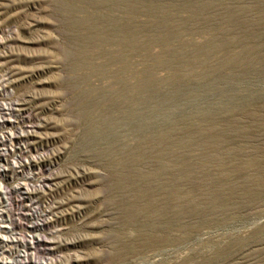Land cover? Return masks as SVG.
I'll use <instances>...</instances> for the list:
<instances>
[{
	"label": "rangeland",
	"instance_id": "obj_1",
	"mask_svg": "<svg viewBox=\"0 0 264 264\" xmlns=\"http://www.w3.org/2000/svg\"><path fill=\"white\" fill-rule=\"evenodd\" d=\"M248 155L264 156V0H0V264L261 263L264 193L221 205L212 162L240 185L264 169L241 173ZM175 178L185 200L147 218Z\"/></svg>",
	"mask_w": 264,
	"mask_h": 264
},
{
	"label": "bare ground",
	"instance_id": "obj_2",
	"mask_svg": "<svg viewBox=\"0 0 264 264\" xmlns=\"http://www.w3.org/2000/svg\"><path fill=\"white\" fill-rule=\"evenodd\" d=\"M260 2H262V1H260ZM127 29V28H126ZM127 39V38H126ZM125 40V39H124ZM114 87V86H113ZM134 87V86H133ZM135 92V90L133 91V93ZM125 93V92H124ZM121 94V93H120ZM131 95V94H130ZM113 96H114V94H113ZM144 96V95H143ZM121 97V96H120ZM124 100V99H123ZM130 100H131V98H130ZM133 100V99H132ZM143 100V99H142ZM141 100V101H142ZM144 101V100H143ZM116 103H118L117 101H116ZM126 103V102H125ZM124 103V104H125ZM137 103V102H136ZM119 104V103H118ZM145 105V104H144ZM124 106V105H123ZM130 106V105H129ZM128 107V106H127ZM142 107V106H141ZM145 107V106H144ZM140 108V107H139ZM141 109V108H140ZM137 112V111H136ZM145 112V111H144ZM139 113V112H138ZM153 113V112H152ZM151 113V114H152ZM132 115V114H131ZM129 116V115H128ZM110 119H111V117H109ZM105 119V118H104ZM108 119V118H107ZM107 119H106V121H107ZM126 119V118H125ZM130 119H132V118H130ZM145 119H147V118H145ZM112 120V119H111ZM102 122V121H101ZM104 122H105V120H104ZM104 122H103V125H104ZM111 122H113V121H111ZM127 122H128V118H127ZM120 123H122V122H120ZM147 123V122H146ZM118 123H116V125H117ZM89 125H91V124H89ZM113 125V124H112ZM137 125V124H136ZM101 126V125H100ZM106 126V125H105ZM114 126H115V124H114ZM125 126V125H124ZM128 126V125H127ZM127 128V127H126ZM135 128V127H134ZM104 129H105V127H104ZM110 129V128H109ZM117 129H118V127H117ZM129 129V128H128ZM108 130V129H107ZM106 130V131H107ZM113 130V129H112ZM118 131V130H117ZM145 131V130H144ZM104 132V131H103ZM113 132V131H112ZM105 133V132H104ZM141 133V132H140ZM101 134V133H100ZM121 134V133H120ZM135 134V133H134ZM156 134V133H155ZM99 135V134H98ZM107 135V134H106ZM105 135V136H106ZM114 136V135H113ZM117 136V135H116ZM99 137L101 138V136L99 135ZM104 137V136H103ZM118 137V136H117ZM122 137H123V135H122ZM150 138V137H149ZM114 139V138H113ZM119 139V138H118ZM147 139V138H146ZM159 139V138H158ZM116 140V139H115ZM147 141V140H146ZM114 142V141H113ZM150 143V142H149ZM217 143V142H216ZM110 144H111V142H110ZM114 144H116V142L114 143ZM158 144V143H157ZM214 144V143H213ZM212 144V145H213ZM109 145V144H108ZM162 146V145H161ZM222 146V145H221ZM220 146V147H221ZM108 147H110V146H108ZM112 147V146H111ZM110 147V148H111ZM160 147V146H159ZM215 147V146H214ZM219 147V146H218ZM124 148V147H123ZM152 148V147H151ZM213 148V147H212ZM217 148V147H216ZM154 149V148H153ZM152 149V150H153ZM219 149V148H218ZM217 149V150H218ZM109 150V149H108ZM151 150V151H152ZM259 149H255V151H258ZM106 151V150H105ZM148 151V150H147ZM150 151V152H151ZM149 152V151H148ZM156 152V151H155ZM224 152V151H223ZM238 152V151H237ZM105 153V152H104ZM118 153V152H117ZM133 153V152H132ZM161 153V152H160ZM165 153V152H164ZM230 153V152H229ZM233 153H234V151H233ZM108 154V153H107ZM150 154V153H149ZM155 154H157V153H155ZM253 154V153H252ZM112 155H114V154H112ZM117 155V154H116ZM148 155V154H147ZM159 155V154H158ZM198 155V154H197ZM228 155V154H227ZM226 155V156H227ZM231 155V154H230ZM230 155H228V157L230 156ZM173 155L171 154V157H172ZM234 156H235V154H234ZM237 156V155H236ZM249 156V155H248ZM231 157V156H230ZM200 158H202V157H200ZM226 158V157H225ZM146 159V158H145ZM126 160H127V158H126ZM153 160V159H152ZM159 160V159H158ZM173 160V159H172ZM196 160H197V158H196ZM216 160V159H215ZM112 161V160H111ZM122 161V160H121ZM124 161V160H123ZM145 161V160H144ZM210 161V160H209ZM234 161H236L235 159H234ZM241 161V160H240ZM117 162V161H116ZM125 162V161H124ZM167 162V161H166ZM213 162V165H214V168L217 170V171H219L220 172V176H221V178L220 179H224L225 181H226V184H225V186L223 187V188H227V190H228V195H229V198H224V199H220V200H222V204L221 205H228L229 203H231V198H234L235 197V195L234 194H236V193H238V192H241V197L239 198L240 200L238 201L239 203H244V202H252L253 200H255V192H257V190L259 191H262L263 193H264V169L262 168V167H259V165L258 164H263L264 165V156H262V157H257L256 155H250L245 161H243V162H240V163H238L237 165H238V169H240L241 171V173H246V168H248L249 170L251 169V168H253L252 170H254V168L255 169H257L256 167H259L258 169H257V171H255L256 172V176H255V179L254 180H247V181H245L244 183H242V184H240V185H237V184H234V183H232L231 181H230V175L229 174H225V172H224V167L222 166V164L220 163V161L219 162H217V161H212ZM105 163V162H104ZM119 163V162H118ZM168 163V162H167ZM186 163V162H185ZM197 163V162H196ZM231 163V162H230ZM109 164V163H108ZM135 164V163H134ZM226 164V163H225ZM224 164V165H225ZM114 165H115V163H114ZM124 165H126V164H124ZM138 165H140L139 163H138ZM182 165V164H181ZM118 166V165H117ZM154 166V165H153ZM169 166V165H168ZM227 166V165H226ZM229 166V165H228ZM112 167V166H111ZM135 167V166H134ZM137 167V166H136ZM110 168V167H109ZM114 168V167H113ZM116 168H119V167H116ZM121 168H123V167H121ZM242 168V169H241ZM111 169V168H110ZM120 169V168H119ZM125 169V168H124ZM127 169H128V167H127ZM163 169V168H162ZM171 169V168H170ZM183 169V168H182ZM186 169V168H185ZM195 169V168H194ZM203 168L201 167L200 168V170H202ZM214 169V170H215ZM247 169V170H248ZM132 170H133V168H132ZM131 170V171H132ZM151 170V169H150ZM210 170V169H209ZM213 170V171H214ZM134 171H136V170H134ZM143 171V170H142ZM156 171V170H155ZM154 171V172H155ZM198 171V170H197ZM234 171V170H233ZM149 172V171H148ZM183 172V171H182ZM204 172V171H203ZM227 172H229V171H227ZM248 172V171H247ZM253 172V171H252ZM122 173H123V171H122ZM134 173V172H133ZM142 173V172H141ZM145 173V172H144ZM151 173V172H150ZM180 173V172H179ZM198 173V172H197ZM207 173V172H206ZM230 173V172H229ZM113 174V173H112ZM194 174V173H193ZM199 174V173H198ZM233 174V173H232ZM231 174V175H232ZM239 174V173H238ZM254 174V173H253ZM127 175H129V174H127ZM126 175V176H127ZM171 175V174H170ZM246 175V174H245ZM143 176V175H142ZM215 176V175H214ZM146 177V176H145ZM162 177H164V176H162ZM180 177V176H179ZM217 177H219V176H217ZM142 178V177H141ZM166 178V177H165ZM189 178V177H188ZM248 178V177H247ZM140 179V178H139ZM182 179V178H181ZM251 179V178H250ZM184 180V179H183ZM241 180V179H240ZM129 181V180H128ZM217 180L216 179H214L213 181L211 180V181H203L205 184L206 183H211V185L212 184H214V182H216ZM127 182V181H126ZM141 182V181H140ZM159 182H161V181H159ZM163 182V181H162ZM167 182H169V181H167ZM166 182V183H167ZM181 182V181H180ZM199 182V181H198ZM123 183V182H122ZM149 183V182H148ZM157 183V182H156ZM196 183V182H195ZM128 184V183H127ZM171 184V186H170V188H168V195H167V199L164 201V202H158L157 201V199H156V201H155V199L153 200V199H149L148 198V200H146V201H144L141 205H140V208L139 207H137V208H139V210L141 211V213H143L145 216H147V218L148 217H151V216H153V215H155L156 213L157 214H163L165 211H164V208L165 207H167L168 205H169V203L170 204H173V202H175V203H177V202H181V201H183V200H185V198H186V196H185V193L182 191V189L180 188V187H177V185H175L176 184V178L173 180V182H171L170 183ZM202 184V183H201ZM208 184V185H209ZM162 185H164V184H162V183H160L159 185H157L156 186V188H155V192H159V191H161L162 189H161V187L160 186H162ZM190 185H191V183H190ZM199 185V184H198ZM223 185V184H222ZM132 186V185H131ZM136 186V185H135ZM139 186V185H138ZM153 186H155V185H153ZM149 187V186H148ZM189 187V186H188ZM208 187V186H207ZM214 187V186H213ZM153 188V187H152ZM151 188V189H152ZM219 188H220V186H219ZM131 189V188H130ZM215 189V188H214ZM202 190V189H201ZM206 190V189H205ZM192 191V190H191ZM216 191V190H215ZM220 191V190H219ZM222 191V190H221ZM255 191V192H254ZM134 192H136V191H134ZM145 193H146V190L144 191ZM143 192V193H144ZM152 192V191H151ZM162 192V191H161ZM189 192V191H188ZM201 192V191H200ZM207 192V191H206ZM123 193V192H122ZM164 193V192H163ZM221 193V192H220ZM124 195H126V194H124ZM219 195V194H218ZM141 196H143V195H141ZM148 196V195H147ZM154 196V195H153ZM203 196V195H202ZM212 196H214V194L213 195H211L210 197H212ZM225 196H226V194H225ZM132 197V196H131ZM138 197V196H137ZM136 197V198H137ZM140 197V196H139ZM145 197V196H144ZM149 197V196H148ZM207 197V196H206ZM209 197V196H208ZM221 197H223V196H221ZM226 197H228V196H226ZM238 197V196H237ZM135 198V197H134ZM133 198V199H134ZM16 199V198H15ZM126 199H127V197H126ZM130 199V198H129ZM138 199V198H137ZM143 199V198H142ZM163 198H161V200H162ZM200 199H202V198H200ZM209 199V198H208ZM219 199V198H218ZM218 199H211L210 201H209V206L210 207H213V206H215V203L216 202H220ZM136 200V199H135ZM190 200V199H189ZM195 200V199H194ZM193 200V201H194ZM192 201V200H191ZM201 201V200H200ZM203 201V200H202ZM206 201V200H205ZM127 202V201H126ZM142 202V201H141ZM195 202V201H194ZM125 203V202H124ZM130 203V202H129ZM137 203H139V201L137 202ZM197 203V202H196ZM236 203V204H235ZM234 204L235 205H237L238 203L237 202H235ZM255 203V202H254ZM126 204V203H125ZM251 203H249V205H250ZM253 204V203H252ZM197 205V204H196ZM201 205V204H200ZM248 205V204H247ZM254 205V204H253ZM121 206V205H120ZM122 206H124L123 204H122ZM129 206V205H128ZM136 206V205H135ZM170 206V205H169ZM180 206V204L177 206V207H179ZM189 206V204L187 205V207ZM194 206V205H193ZM202 206V205H201ZM206 206V205H205ZM130 207V206H129ZM195 207V206H194ZM219 207V206H218ZM229 207V206H228ZM234 207V206H233ZM232 207V208H233ZM241 207V206H240ZM176 208V207H175ZM189 208V207H188ZM199 208V207H198ZM249 208V207H248ZM126 209V208H125ZM178 210H179V208H177ZM195 208H193V210H194ZM197 209V208H196ZM205 209H206V207H205ZM230 209V208H229ZM236 209H237V207H236ZM243 209V208H242ZM246 209V208H245ZM133 210V209H132ZM137 210V209H136ZM213 210V209H212ZM218 210V209H217ZM223 210H226V209H223ZM232 210V209H231ZM238 210V209H237ZM128 211V210H127ZM184 211V210H183ZM189 211H190V209H189ZM216 211V210H215ZM137 212H139V211H137ZM170 212H172L171 210H170ZM194 212H196V211H194ZM226 212V211H225ZM232 212H233V210H232ZM140 213V212H139ZM167 213V212H166ZM169 213V212H168ZM184 213V212H183ZM185 213H186V211H185ZM162 214L160 215L161 217H162ZM180 213L178 212V211H176V212H174V214H172V218H170L172 221H173V223H171V222H169V223H171L170 225H169V227L167 228V229H170L171 228V230H172V228L174 229V228H176V224H175V222L177 221V219L179 218V215ZM225 214H227V213H225ZM256 214V213H255ZM262 214V213H261ZM165 215V214H164ZM163 215V216H164ZM207 215V214H206ZM211 215V214H210ZM235 214H233V216H234ZM239 215H240V213H239ZM257 215V214H256ZM125 216V215H124ZM223 216V215H222ZM230 216H232V215H230ZM235 216H238V213L235 215ZM261 216V215H260ZM132 217V216H131ZM138 217V216H137ZM137 217H136V219H137ZM166 217V216H165ZM185 218H186V216H184ZM242 217H244V216H242ZM125 218H127V217H125ZM140 218H142L141 216H140ZM160 218V217H159ZM159 218H158V220H159ZM168 217H166L165 219H167ZM183 218V217H182ZM216 218V217H215ZM230 218V217H229ZM161 219V218H160ZM169 219V218H168ZM232 219V218H231ZM236 219V218H235ZM132 220V219H131ZM130 220V221H131ZM135 220V219H134ZM162 220V219H161ZM160 220V221H161ZM170 220V221H171ZM222 220V219H221ZM128 221H129V219H128ZM129 221V222H130ZM137 221V220H136ZM135 221V222H136ZM148 221H150V220H148ZM159 221V222H160ZM166 221V220H165ZM180 221V220H179ZM178 221V222H179ZM226 221V220H225ZM145 222V221H144ZM152 222V221H151ZM155 222V221H154ZM158 222V223H159ZM183 222V221H182ZM191 222V221H190ZM196 222H197V220H196ZM155 223H157V222H155ZM164 223V222H163ZM166 223H168V222H166ZM165 223V224H166ZM179 223H181V222H179ZM193 223H195V222H193ZM201 223V222H200ZM199 223V224H200ZM215 223L216 222H214V225H215ZM136 224H137V222H136ZM148 224H150L149 222H148ZM152 224H154L153 222H152ZM161 224V223H160ZM186 224V223H185ZM190 224H192V223H190ZM198 224V223H197ZM138 225V224H137ZM167 225V224H166ZM187 225H189L188 224V220H187ZM186 225V226H187ZM201 225V224H200ZM220 225V224H219ZM221 225H223V224H221ZM144 226V225H143ZM168 226V225H167ZM185 226V227H186ZM189 226H193V225H189ZM198 226V225H197ZM212 226V225H211ZM218 226V225H217ZM140 227V226H139ZM146 227V226H145ZM148 227H151V226H148ZM159 227H160V225H159ZM191 227L188 229L189 231H191ZM194 227H195V225H194ZM193 227V228H194ZM198 227H200V226H198ZM137 228V227H136ZM147 228V227H146ZM146 228H144V230L146 229ZM179 228V227H178ZM152 229V228H151ZM150 229V230H151ZM262 229L263 228H261L260 230L262 231ZM143 230V231H144ZM156 230H157V228H156ZM163 230V229H162ZM165 230V229H164ZM259 230V229H258ZM259 230V231H260ZM138 231H139V229H138ZM145 231H147V230H145ZM177 230L175 229V232H176ZM198 231H199V229H198ZM140 232V231H139ZM170 232V231H169ZM194 232V231H193ZM152 233V232H151ZM162 233V232H161ZM164 233V232H163ZM173 233V232H172ZM171 233V234H172ZM179 232H177V234H178ZM258 233V232H257ZM147 234H149V233H147ZM159 234V233H158ZM166 234V233H165ZM156 235V234H155ZM181 235V234H180ZM150 236V235H149ZM153 237H155L154 235H152ZM164 236V235H163ZM170 234L167 236V237H169L170 238ZM185 236V235H184ZM142 237H143V235H142ZM147 237V236H146ZM165 237V236H164ZM178 237V236H177ZM173 238V237H172ZM149 239H150V237H149ZM171 239V238H170ZM169 239V240H170ZM179 239V238H178ZM178 239H171V242H176ZM147 240V239H146ZM167 239H165V238H161V236L160 237H157V238H155L153 241L152 240H149V241H152L153 243V245L154 246H156V245H159L160 243H162V242H165ZM144 241V240H143ZM168 241V240H167ZM145 243H146V241H144ZM148 243V242H147ZM169 243V242H168ZM180 243V242H179ZM235 243V242H234ZM240 243H242L241 241H240ZM177 244V243H176ZM237 244V243H236ZM245 243L243 242V245H244ZM161 245V244H160ZM146 247H147V245H146ZM151 248V247H150ZM217 253H218V251H216ZM262 252V251H261ZM215 253V252H214ZM256 254V253H255ZM217 255V254H216ZM215 254H214V256H210L209 258L207 257V258H205L203 261H202V263L200 262V264H209L210 262H212V261H214V260H219V261H224L225 259H226V257H224V256H216ZM218 255H220V252L218 253ZM259 255V254H258ZM118 257V256H117ZM120 257V256H119ZM170 257V256H169ZM254 258V257H253ZM203 259V258H202ZM22 260V259H21ZM218 261V262H219ZM259 261H261V263H257V264H264V257H262L261 258V260H259ZM23 262V261H22ZM183 262H185V260L183 261ZM17 263V262H16ZM22 264V263H21ZM196 264V263H195ZM198 264H199V262H198Z\"/></svg>",
	"mask_w": 264,
	"mask_h": 264
}]
</instances>
